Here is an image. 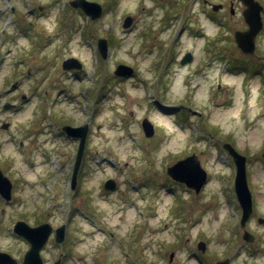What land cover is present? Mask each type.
Instances as JSON below:
<instances>
[{
    "label": "rangeland",
    "instance_id": "obj_1",
    "mask_svg": "<svg viewBox=\"0 0 264 264\" xmlns=\"http://www.w3.org/2000/svg\"><path fill=\"white\" fill-rule=\"evenodd\" d=\"M210 1L220 5L217 22L202 0H96L94 20L68 0H0V98L29 95L18 96L20 111L0 110V169L12 182L10 201L0 197V251L22 261L29 243L12 227L23 220L66 224L65 240L51 235L41 251L44 264H264V25L253 55L243 54L233 33L247 29L244 6ZM187 51L193 59L181 63ZM71 57L81 67L62 69ZM119 63L132 76L116 77ZM66 123L89 126L74 189L77 140ZM224 142L246 156L253 212L244 228L254 247L241 238ZM191 154L207 172L198 193L165 170Z\"/></svg>",
    "mask_w": 264,
    "mask_h": 264
},
{
    "label": "water",
    "instance_id": "obj_2",
    "mask_svg": "<svg viewBox=\"0 0 264 264\" xmlns=\"http://www.w3.org/2000/svg\"><path fill=\"white\" fill-rule=\"evenodd\" d=\"M244 5V9L241 12L248 27L245 30H236L234 39L238 47L246 53H253L255 47V37L261 30L263 20L261 12L263 6L257 0H240ZM70 4L74 7L80 8L87 16L91 19L98 18L102 13V7L96 1L90 0H72ZM220 7L219 4L213 5V9L217 10ZM131 23L130 17L125 18L123 27H128ZM97 48L103 58H106L108 47L107 40L105 38H98ZM182 63L190 60V54L183 56ZM64 68H80L81 64L77 62L74 57L64 60ZM133 69L125 64H118L114 70L115 75L126 76L132 74ZM142 126L144 128L146 136H150L153 133L151 124L143 119ZM63 129L69 136L76 137L79 139L78 149L76 153L75 163L73 164V171L71 177V186L74 187L76 183V174L79 168L82 152L84 149L85 137L87 132V125L82 126H69L65 125ZM223 146L227 149L231 155L235 165L236 174L234 179V186L236 195L239 199L242 207V216L240 217L241 228L245 227L246 221L252 210L251 194L246 181L245 172V156L237 152L234 147L229 143H223ZM264 159V150L262 152ZM168 174L175 180L185 183L187 186L193 188L195 192H198L202 185L206 181V171L200 166L199 160L195 154L189 155L183 159L176 161L174 164L167 167ZM105 184L106 188H114L115 183L112 180H108ZM11 182L7 176L0 170V194L4 199H10ZM259 222H264L262 218L258 219ZM64 225L59 226L55 229V241L61 242L64 239ZM51 226L48 223H42L38 226H29L24 221H17L13 227L15 233L25 238L30 243V248L24 255L22 264H42V260L39 255V249L43 246L46 241V237L51 232ZM254 235L243 228V237L247 241H253ZM201 250H204V243L199 242L198 244ZM172 253H170V258ZM58 261H56V264ZM0 264H15V260L12 259L6 252H0ZM216 264H228V260L218 261Z\"/></svg>",
    "mask_w": 264,
    "mask_h": 264
},
{
    "label": "flooded vegetation",
    "instance_id": "obj_3",
    "mask_svg": "<svg viewBox=\"0 0 264 264\" xmlns=\"http://www.w3.org/2000/svg\"><path fill=\"white\" fill-rule=\"evenodd\" d=\"M204 3H205V5H209L210 6V4L209 3H211V1L210 0H204ZM42 6H39V11L41 10V12H44V11H42ZM30 10H31V12L32 13H34V6L33 7H30ZM213 19L215 20V18H214V16L213 15H210V17H208V20L209 21H211V22H213ZM185 21H183V19H182V21L180 22V27H181V29L183 28V23H184ZM29 25H31V23L29 24ZM25 28H26V26H25ZM182 31V30H181ZM3 33H4V30H3ZM197 35V34H196ZM192 36V35H191ZM186 53H190V55H192V53L191 52H189V51H187ZM185 53V54H186ZM184 54V55H185ZM183 55V56H184ZM183 56H181L182 57V59H183ZM0 57H1V52H0ZM181 62V61H180ZM28 73H29V71L30 70H26ZM18 81L16 80V85H14L13 87H10L9 89L7 88V89H5L4 90V95H6V96H8L11 92H13V91H16V88H17V86H18ZM18 96H21V98H22V94H19V95H17V96H13L12 98H6L5 100H1L0 99V105H2V104H4V103H8V105L10 106V108L9 109H11V111H17V110H20L21 108H22V106H20L21 105V103L18 101ZM4 110H6V109H4ZM256 238H254V240L253 241H251V242H249V241H246L245 240V242H247L248 243V246H250V247H254L255 245H256ZM254 250H256V249H254ZM225 259H227L228 260V264H230V258L229 257H226V258H224V259H221V260H217L216 262H218V261H223V260H225ZM216 262L214 263V264H216ZM202 264H204V263H202ZM206 264V263H205Z\"/></svg>",
    "mask_w": 264,
    "mask_h": 264
},
{
    "label": "trees",
    "instance_id": "obj_4",
    "mask_svg": "<svg viewBox=\"0 0 264 264\" xmlns=\"http://www.w3.org/2000/svg\"><path fill=\"white\" fill-rule=\"evenodd\" d=\"M242 64H244L242 67H245V66H247V64H245V63H242ZM245 71H246V67H245V69H244Z\"/></svg>",
    "mask_w": 264,
    "mask_h": 264
}]
</instances>
